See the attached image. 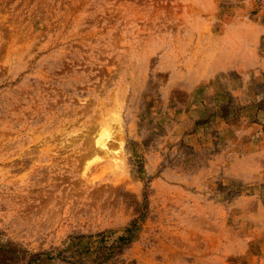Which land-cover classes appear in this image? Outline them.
Masks as SVG:
<instances>
[{
	"label": "rangeland",
	"instance_id": "rangeland-1",
	"mask_svg": "<svg viewBox=\"0 0 264 264\" xmlns=\"http://www.w3.org/2000/svg\"><path fill=\"white\" fill-rule=\"evenodd\" d=\"M0 264H264V0H0Z\"/></svg>",
	"mask_w": 264,
	"mask_h": 264
},
{
	"label": "bare ground",
	"instance_id": "bare-ground-1",
	"mask_svg": "<svg viewBox=\"0 0 264 264\" xmlns=\"http://www.w3.org/2000/svg\"><path fill=\"white\" fill-rule=\"evenodd\" d=\"M96 144L100 145L101 147H103V141H101L99 138L96 140Z\"/></svg>",
	"mask_w": 264,
	"mask_h": 264
}]
</instances>
